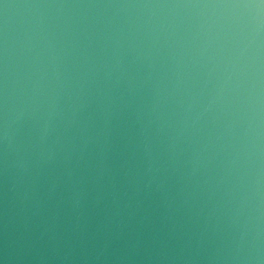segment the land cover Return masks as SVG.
<instances>
[{
    "label": "water",
    "instance_id": "95a60500",
    "mask_svg": "<svg viewBox=\"0 0 264 264\" xmlns=\"http://www.w3.org/2000/svg\"><path fill=\"white\" fill-rule=\"evenodd\" d=\"M0 264H264V0H0Z\"/></svg>",
    "mask_w": 264,
    "mask_h": 264
}]
</instances>
